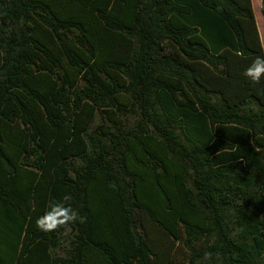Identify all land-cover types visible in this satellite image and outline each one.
Listing matches in <instances>:
<instances>
[{
	"label": "trees",
	"instance_id": "trees-1",
	"mask_svg": "<svg viewBox=\"0 0 264 264\" xmlns=\"http://www.w3.org/2000/svg\"><path fill=\"white\" fill-rule=\"evenodd\" d=\"M260 32L251 0H0V264H264ZM68 193L86 222L38 230Z\"/></svg>",
	"mask_w": 264,
	"mask_h": 264
},
{
	"label": "clouds",
	"instance_id": "clouds-1",
	"mask_svg": "<svg viewBox=\"0 0 264 264\" xmlns=\"http://www.w3.org/2000/svg\"><path fill=\"white\" fill-rule=\"evenodd\" d=\"M260 44L264 47V31L260 32ZM240 55V53H236ZM243 76L253 84H259L264 78V56H257L245 69ZM73 197L70 193L63 195L60 201L49 202L48 210L35 221L38 230L44 233L63 231L67 235L72 225L86 222V216H81L79 211L72 207ZM212 252L206 251L203 261H211ZM217 259H219L218 254Z\"/></svg>",
	"mask_w": 264,
	"mask_h": 264
},
{
	"label": "rangeland",
	"instance_id": "rangeland-1",
	"mask_svg": "<svg viewBox=\"0 0 264 264\" xmlns=\"http://www.w3.org/2000/svg\"><path fill=\"white\" fill-rule=\"evenodd\" d=\"M252 8L254 11L257 28L259 27L261 32H262V31H264V16H262V14H261L262 13L261 1L260 0H252ZM259 36H260V33H259ZM59 254L62 255V252H60Z\"/></svg>",
	"mask_w": 264,
	"mask_h": 264
},
{
	"label": "crops",
	"instance_id": "crops-1",
	"mask_svg": "<svg viewBox=\"0 0 264 264\" xmlns=\"http://www.w3.org/2000/svg\"><path fill=\"white\" fill-rule=\"evenodd\" d=\"M261 1V0H260ZM251 3H252V0H251ZM262 14V13H261ZM254 17H255V15H254ZM260 37V36H259Z\"/></svg>",
	"mask_w": 264,
	"mask_h": 264
}]
</instances>
